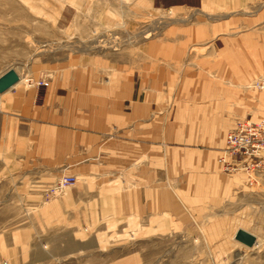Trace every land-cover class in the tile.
<instances>
[{
  "label": "crops",
  "instance_id": "1",
  "mask_svg": "<svg viewBox=\"0 0 264 264\" xmlns=\"http://www.w3.org/2000/svg\"><path fill=\"white\" fill-rule=\"evenodd\" d=\"M233 1L176 2L163 10L161 36L140 54L80 56L41 92L12 88L1 115L24 126L20 165L92 187L112 199L120 219L168 221L172 210L202 220L222 195L234 204L228 197L249 188L240 174H223L217 160L237 120L262 119L264 94L250 96L247 83L264 73V9L220 17L202 11ZM170 187L192 195L191 205L182 199L170 209Z\"/></svg>",
  "mask_w": 264,
  "mask_h": 264
},
{
  "label": "rangeland",
  "instance_id": "2",
  "mask_svg": "<svg viewBox=\"0 0 264 264\" xmlns=\"http://www.w3.org/2000/svg\"><path fill=\"white\" fill-rule=\"evenodd\" d=\"M182 1L198 3L155 0L152 8L150 0H0V76L12 70L18 79L12 88L41 92L45 88L34 82L50 83L75 68L80 56L135 49L140 54L161 36L163 10ZM228 6L202 11L243 16L264 9V0ZM260 77L264 73L249 79L250 96L264 94L252 88ZM12 88L0 94V264H264V186L227 196L235 202L230 207L222 195L202 220L172 210L168 221L120 219L111 198H98L77 180L49 196L59 178L21 166L24 126L4 119ZM169 190L170 209L191 205L192 195ZM238 229L255 237L252 247L234 240Z\"/></svg>",
  "mask_w": 264,
  "mask_h": 264
},
{
  "label": "built area",
  "instance_id": "3",
  "mask_svg": "<svg viewBox=\"0 0 264 264\" xmlns=\"http://www.w3.org/2000/svg\"><path fill=\"white\" fill-rule=\"evenodd\" d=\"M33 86L46 88L48 83L39 79ZM252 88L264 91V77L255 80ZM261 115L262 119L258 121L245 118L234 123L225 135L224 147L217 160L223 174H240L244 184L256 190L264 186V107ZM75 182V178L61 177L48 194L58 196L63 189L73 186Z\"/></svg>",
  "mask_w": 264,
  "mask_h": 264
},
{
  "label": "water",
  "instance_id": "4",
  "mask_svg": "<svg viewBox=\"0 0 264 264\" xmlns=\"http://www.w3.org/2000/svg\"><path fill=\"white\" fill-rule=\"evenodd\" d=\"M17 81L18 79L12 70L2 74L0 76V94L10 90ZM234 240L246 247H252L255 243V237L241 229L236 231Z\"/></svg>",
  "mask_w": 264,
  "mask_h": 264
}]
</instances>
